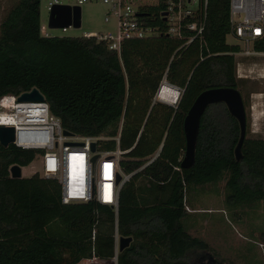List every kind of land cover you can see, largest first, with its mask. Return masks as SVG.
Masks as SVG:
<instances>
[{
  "label": "trees",
  "instance_id": "obj_1",
  "mask_svg": "<svg viewBox=\"0 0 264 264\" xmlns=\"http://www.w3.org/2000/svg\"><path fill=\"white\" fill-rule=\"evenodd\" d=\"M41 6L42 0H9L0 20V98L39 88L65 130L108 138L98 140V151L119 146L123 169L136 173L120 190L118 214L96 200L65 204L56 178L40 172L11 177L13 165L27 167L43 150L0 141V264L110 261L117 232L133 237L118 264H225L184 219L191 186L224 182L226 201L234 205L264 200V138L248 135L251 97L260 91L252 79L237 76V46L228 42L230 0H208L202 39L186 45L162 31L127 40L121 53L95 37H45ZM165 9V0H157L141 14L164 30ZM165 76L184 89L176 107L154 103ZM214 87H233L243 96V158L235 154L240 123L218 102L201 118L195 164L182 169L186 115L197 96Z\"/></svg>",
  "mask_w": 264,
  "mask_h": 264
},
{
  "label": "built area",
  "instance_id": "obj_2",
  "mask_svg": "<svg viewBox=\"0 0 264 264\" xmlns=\"http://www.w3.org/2000/svg\"><path fill=\"white\" fill-rule=\"evenodd\" d=\"M70 5L82 6L86 3H103L108 7L106 22L115 19V30L108 32H88L85 36L95 37L98 41L107 42L111 50L121 53L123 44L130 39H142L159 32L182 39L188 45L196 39H202L207 21L208 0H165L167 12L166 28L148 24L142 12L157 0H72ZM150 1V2H149ZM54 4H66L62 0H51L49 11ZM231 35L238 41L234 43V52L238 60V78L264 79V0H230ZM66 28H63L66 31ZM51 29V28H50ZM45 37H56L47 26L42 24ZM251 63V64H250ZM253 65V68L248 67ZM256 75V76H252ZM166 76L161 88L167 86ZM168 88L179 90L181 99L184 89L170 85ZM261 99L259 110L264 114V93H253ZM16 95H5L0 98V125L14 126L15 144L25 149L43 150L41 175L45 178H56L62 185V201L89 202L96 200L110 205L118 214L120 190L131 179L135 172L126 173L121 164L125 151L118 146L111 151H98L99 158L93 165L91 158L92 142L107 140L106 137H92L65 134L60 118L50 112L49 103L22 102ZM163 102L159 94L154 96V103ZM169 104L174 107L178 105ZM256 102L251 103V110H256ZM119 140V137L116 138ZM81 144V145H80ZM159 155L157 152L146 165L152 163ZM145 167V166H143ZM142 167V168H143ZM141 168V169H142ZM121 180L118 181V176ZM120 235L116 234V254L111 261L118 264ZM98 259V258H93ZM86 260V259H84ZM82 260V261H84ZM80 263V262H79ZM78 263V264H79Z\"/></svg>",
  "mask_w": 264,
  "mask_h": 264
},
{
  "label": "rangeland",
  "instance_id": "obj_3",
  "mask_svg": "<svg viewBox=\"0 0 264 264\" xmlns=\"http://www.w3.org/2000/svg\"><path fill=\"white\" fill-rule=\"evenodd\" d=\"M51 0H42L41 19L42 24L47 26L50 32L58 36L79 37L88 32H108L115 30V19L105 21L108 7L103 3H86L82 5V26L75 28L67 27L50 29L48 9ZM66 4L74 3L72 0H62ZM150 2V1H149ZM9 7V0H0V20ZM228 42H238L231 34ZM251 64V63H250ZM252 66V67H251ZM253 68V65H248ZM256 76V75H252ZM252 79V78H250ZM257 83L258 91L264 93V79H252ZM169 88L163 87L160 92L162 98L168 100ZM264 101V99L262 98ZM252 103L256 104V110L249 109V136L264 138V114L259 110L261 99L251 97ZM256 116V117H255ZM165 141V140H164ZM163 145V144H162ZM159 148L158 152L160 153ZM124 159L123 155L121 156ZM42 171V159L37 158L32 164L25 167L23 177L30 178L37 172ZM224 182L218 185H204L200 188L191 186L186 190V203L188 215L184 219L186 229L193 235L206 240L218 259H225V264H264V200L252 204H229L225 198ZM99 259H86L79 264H106ZM107 264H117L112 261Z\"/></svg>",
  "mask_w": 264,
  "mask_h": 264
},
{
  "label": "water",
  "instance_id": "obj_4",
  "mask_svg": "<svg viewBox=\"0 0 264 264\" xmlns=\"http://www.w3.org/2000/svg\"><path fill=\"white\" fill-rule=\"evenodd\" d=\"M168 13L165 12L164 19L166 20ZM73 26L75 28H80L82 26V6L70 5V4H54L52 10L50 11L49 18V28L58 29ZM19 101L22 102H42L46 100L45 95L41 92L39 88H33L30 91L22 93L18 97ZM224 102L230 113L237 118L241 127V135L239 142L235 148V154L237 160H242V148L244 141L247 136V110L245 102L241 92L233 87H214L201 92L191 108L189 109L185 121L184 130L186 136V149L184 158L181 163L182 169L191 168L196 162V147L197 140L200 131L201 118L204 115L206 109L209 105ZM72 132L65 130V134H71ZM16 140V130L14 126L0 125V141L4 146H9L15 143ZM81 145V144H80ZM163 146V145H162ZM162 146L160 149H162ZM92 152L95 155L91 158L93 165H95L97 159L99 158L98 153V143L96 141L92 142ZM23 167L21 165H13L10 169L12 178H22L23 177ZM121 180V176H118V181ZM133 237H120L119 251L127 248ZM101 263H111L112 261H100Z\"/></svg>",
  "mask_w": 264,
  "mask_h": 264
},
{
  "label": "clouds",
  "instance_id": "obj_5",
  "mask_svg": "<svg viewBox=\"0 0 264 264\" xmlns=\"http://www.w3.org/2000/svg\"><path fill=\"white\" fill-rule=\"evenodd\" d=\"M161 85H162V82H161V84H160V86H159V88H158V90H157V92L156 93H158V94H160L161 95V93H159L160 92V90H161ZM170 85H175V84H172L171 82H167V86H170ZM177 86V85H176ZM160 98V97H159ZM179 98H180V93H179V90H177V91H175V92H172V93H170L169 94V98H168V100L166 101V100H164L165 102H167V103H169V104H176L177 102H179L180 100H179ZM161 100H163L162 98H160Z\"/></svg>",
  "mask_w": 264,
  "mask_h": 264
},
{
  "label": "crops",
  "instance_id": "obj_6",
  "mask_svg": "<svg viewBox=\"0 0 264 264\" xmlns=\"http://www.w3.org/2000/svg\"><path fill=\"white\" fill-rule=\"evenodd\" d=\"M175 91H176V90L169 88V92H167V93H168V94H167V98L169 97V94H170V93L175 92ZM24 168H25V167H23L22 169L24 170Z\"/></svg>",
  "mask_w": 264,
  "mask_h": 264
},
{
  "label": "bare ground",
  "instance_id": "obj_7",
  "mask_svg": "<svg viewBox=\"0 0 264 264\" xmlns=\"http://www.w3.org/2000/svg\"><path fill=\"white\" fill-rule=\"evenodd\" d=\"M162 89H163V88H161L160 92L162 91ZM160 92H159V93H160ZM159 97L162 98L161 96H159ZM162 99H163V100H166V99H164V98H162ZM255 117H256V116H255ZM0 120H4V118H1Z\"/></svg>",
  "mask_w": 264,
  "mask_h": 264
}]
</instances>
